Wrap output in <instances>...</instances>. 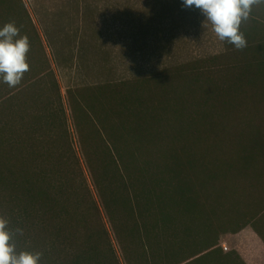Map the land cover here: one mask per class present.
I'll use <instances>...</instances> for the list:
<instances>
[{
  "label": "trees",
  "instance_id": "trees-1",
  "mask_svg": "<svg viewBox=\"0 0 264 264\" xmlns=\"http://www.w3.org/2000/svg\"><path fill=\"white\" fill-rule=\"evenodd\" d=\"M249 27L243 49L225 41L205 60L68 90L79 149L47 59L12 87L0 217L15 251L39 264H246L218 239L250 225L264 242V30Z\"/></svg>",
  "mask_w": 264,
  "mask_h": 264
},
{
  "label": "rangeland",
  "instance_id": "rangeland-1",
  "mask_svg": "<svg viewBox=\"0 0 264 264\" xmlns=\"http://www.w3.org/2000/svg\"><path fill=\"white\" fill-rule=\"evenodd\" d=\"M8 22L24 27L25 34L19 30L20 35L29 40V69L20 82L47 59L59 83L77 149L68 90L137 79L226 51L225 41L217 37L201 11L184 7L182 0H1L0 26ZM11 90L0 81V99ZM257 226L264 238L262 223ZM226 242L232 244L231 235ZM113 243L121 258L114 237ZM232 250L228 246L226 252Z\"/></svg>",
  "mask_w": 264,
  "mask_h": 264
},
{
  "label": "clouds",
  "instance_id": "clouds-1",
  "mask_svg": "<svg viewBox=\"0 0 264 264\" xmlns=\"http://www.w3.org/2000/svg\"><path fill=\"white\" fill-rule=\"evenodd\" d=\"M264 0H182L184 7H195L208 20L217 37L234 45L237 49L247 46L246 38L240 31V25L246 20L251 8ZM29 40L21 36L13 22L0 26V81L9 87H15L28 71L26 53ZM8 221L0 217V264H39L40 253L20 251L17 253L10 241Z\"/></svg>",
  "mask_w": 264,
  "mask_h": 264
},
{
  "label": "crops",
  "instance_id": "crops-1",
  "mask_svg": "<svg viewBox=\"0 0 264 264\" xmlns=\"http://www.w3.org/2000/svg\"><path fill=\"white\" fill-rule=\"evenodd\" d=\"M251 25L257 26V30H264V2H258L251 8L249 17L243 20L240 25V31H250ZM231 235L233 238L232 244L226 242V237ZM219 246H231L234 248L246 264H264V242L253 230L250 225L240 229L236 233H224L219 235ZM222 250V249H221ZM227 253L220 251L221 255Z\"/></svg>",
  "mask_w": 264,
  "mask_h": 264
},
{
  "label": "built area",
  "instance_id": "built-area-1",
  "mask_svg": "<svg viewBox=\"0 0 264 264\" xmlns=\"http://www.w3.org/2000/svg\"><path fill=\"white\" fill-rule=\"evenodd\" d=\"M223 249L226 251L228 249V247L223 245Z\"/></svg>",
  "mask_w": 264,
  "mask_h": 264
}]
</instances>
